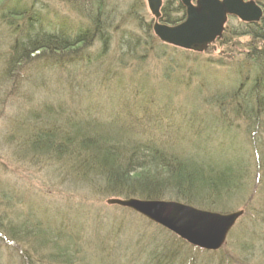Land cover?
Wrapping results in <instances>:
<instances>
[{
    "label": "trees",
    "instance_id": "16d2710c",
    "mask_svg": "<svg viewBox=\"0 0 264 264\" xmlns=\"http://www.w3.org/2000/svg\"><path fill=\"white\" fill-rule=\"evenodd\" d=\"M6 1L12 2L7 4ZM255 1L263 7L261 20L240 22L236 32L225 27L216 42L223 47L230 45L235 36H248L246 58L261 73L236 89L205 97V101L219 105V115H211L196 126L194 120L165 118L142 103L98 101L86 91L89 86L101 85L106 89L124 87L120 90H125L124 70L134 63H143L150 56L166 57L168 64L163 68L166 71L163 78L182 83L184 76L174 73L172 68L176 67L172 62L180 57L174 59L168 56V51H177L183 56L193 52L159 42L153 35L152 21L140 13L136 1L128 3L125 9L118 0L84 2L76 10L79 20H73L61 15L48 16L50 11L44 13L36 4L38 1L27 5L21 0H0L1 31L10 39L1 52L0 80L6 78L12 91L19 89L27 79L32 81L36 73L53 72L63 81L61 86L55 83L51 90L47 89L49 95L41 106L35 105L29 110L32 120L26 125L27 141L23 144L34 156L54 158L68 167L66 171L71 178L99 186L104 184L100 191L104 195L167 200L168 193H173L174 199H169L191 204L187 194L189 187L199 184H206L208 191L222 192L219 195L229 194L240 186L239 176L245 174V165L235 164L234 157L203 150L209 132L215 130L218 120H223L224 106L232 114L227 119L241 118L253 126L262 122L259 115L264 113V0ZM183 19L184 9L177 0H163L161 22L175 25ZM222 60L220 54L217 62L223 64ZM176 63L179 70L185 67L180 61ZM27 73L31 74L28 78L24 75ZM197 73L192 70L188 74L191 77ZM109 82L111 84L106 86ZM138 86L150 85L141 80ZM39 87L33 93H37ZM192 126L200 127L202 134L197 135L199 131ZM197 136L206 138L200 142ZM185 145L187 148H183ZM189 146L194 147L193 151L188 150ZM92 217L96 221L98 214ZM116 221L111 217L106 221L97 220L98 227L92 230L101 226L108 231ZM21 222L24 228L30 226L26 220ZM3 223L0 219V241L17 247L21 264H68L69 261L63 259L69 245L67 232L78 233L85 228L83 225L72 227L66 216L57 223L41 225L37 222L21 234H17L15 227L19 226L16 224L3 227ZM177 239L183 244L184 241ZM84 240L89 239L86 236ZM161 245L165 249L160 253L151 251L149 259L157 260L165 251L173 257L180 253L166 242ZM42 248L44 252L40 251ZM130 248L124 245L120 249ZM96 264H103L102 259ZM131 264L141 262L136 260Z\"/></svg>",
    "mask_w": 264,
    "mask_h": 264
},
{
    "label": "rangeland",
    "instance_id": "374dc122",
    "mask_svg": "<svg viewBox=\"0 0 264 264\" xmlns=\"http://www.w3.org/2000/svg\"><path fill=\"white\" fill-rule=\"evenodd\" d=\"M21 1L27 5L38 1L36 4L44 13L50 11L48 16L61 15L79 20L77 7L92 0ZM118 1L122 9L136 1L140 13L148 20H153L145 0ZM11 2L6 1L7 4ZM46 5L47 8H44ZM0 24L3 21L0 20ZM239 24L237 18L229 17L225 25L228 31L236 32L239 31ZM249 39L246 35L235 36L228 46L222 47L215 42V48L210 47L203 52L190 51L193 53L184 56L169 50L168 56L174 59L180 57L176 62L185 64L179 70L178 63L172 62V65H176L172 66L173 72L184 76L182 83L168 82L163 78L166 72L163 68L168 64L166 57L150 56L143 63H134L131 68L124 70L122 79L127 83L125 90H120L124 87L118 90L106 89L103 87L105 85H101L98 88L89 86L86 91L98 101L126 100L142 103L165 118L186 122L194 120V124L199 126L205 118L219 115V105L205 101V97L215 92L236 89L241 83L247 84L257 73H261L246 58ZM9 40L2 34L0 27V68L5 50L3 47ZM220 54L223 56V64L217 62ZM192 70L198 73L190 77L188 73ZM24 75L28 78L31 74ZM33 75L37 78L33 76L32 81L27 79L19 89L13 91L6 78L0 80V219L4 222L3 227L16 224L19 226L15 227L17 234H21L37 222L41 225L46 222L57 223L65 216L72 227L83 225L84 230L78 233L67 232L69 245L63 259L69 261L68 264H96L100 259L103 264H131L136 260L141 264H264V113L259 115L262 122L253 126L241 118L227 119L232 114L224 106L223 120H218L215 130L209 132L203 151L234 157L235 164L240 162L245 165V174L239 176L240 186L227 195H219L222 192L217 193V190L208 191L206 184L189 187L187 194L192 201L190 203L216 212H243L218 250H200L186 242L180 244L178 237L170 231L130 209L106 204L108 198L122 197L104 195L100 192L104 189L103 183V186H99L88 181L85 183L77 177L71 178L66 171L68 167L59 164L54 158L34 156L27 145L23 144L27 141L26 125H30L32 120L28 116L29 110L35 105L41 106L49 95L47 89L51 90L55 83L61 86L63 81L53 72ZM141 80L150 86L140 88L138 85ZM39 85L38 92L33 93ZM200 88L203 89L201 92ZM150 89L153 93H150ZM192 128L200 130V127ZM200 134L202 131L197 133ZM192 137L198 142L194 134ZM197 137L200 142L206 138ZM183 148H187V145ZM193 149L192 146L188 147L189 151ZM172 196L173 193H168L166 199L170 200ZM92 214H98L97 220L106 221L111 217L117 221L108 231L101 226L92 230L96 225L98 227ZM21 220H26L30 226L24 228L21 225L24 221ZM86 236L89 240L85 241ZM162 242L175 246V251L180 253L173 257L165 251L158 255L157 260L149 259L151 251L160 253L165 249ZM124 245L131 248L120 249ZM40 251L44 252L43 248ZM18 253L16 246L0 241V264H21Z\"/></svg>",
    "mask_w": 264,
    "mask_h": 264
},
{
    "label": "water",
    "instance_id": "95a60500",
    "mask_svg": "<svg viewBox=\"0 0 264 264\" xmlns=\"http://www.w3.org/2000/svg\"><path fill=\"white\" fill-rule=\"evenodd\" d=\"M153 16L152 32L162 43L180 49L203 52L215 48L229 16L252 23L263 17L262 7L254 0H177L184 7V19L175 24L160 21L162 0H145ZM106 204L129 208L174 233L192 246L217 250L242 210L216 212L177 200L111 197Z\"/></svg>",
    "mask_w": 264,
    "mask_h": 264
},
{
    "label": "bare ground",
    "instance_id": "6f19581e",
    "mask_svg": "<svg viewBox=\"0 0 264 264\" xmlns=\"http://www.w3.org/2000/svg\"><path fill=\"white\" fill-rule=\"evenodd\" d=\"M255 1V0H254ZM146 2V1H145ZM256 2V1H255ZM162 3H163V0H162ZM257 3V2H256ZM147 5V4H146ZM260 5V4H259ZM261 6V5H260ZM162 7V6H161ZM183 7V6H182ZM262 7V6H261ZM183 9H184V7H183ZM262 10H263V7H262ZM160 11H161V8H160ZM229 17H234V16H229ZM228 17V18H229ZM235 18H237V17H235ZM238 19V18H237ZM239 20V19H238ZM261 20V19H260ZM240 21V20H239ZM227 22V21H226ZM241 23H247V22H242V21H240ZM259 21H256V22H252V23H258ZM226 24V23H225ZM225 27H226V25H224V29H225ZM224 29H223V32H224ZM223 34V33H222Z\"/></svg>",
    "mask_w": 264,
    "mask_h": 264
}]
</instances>
